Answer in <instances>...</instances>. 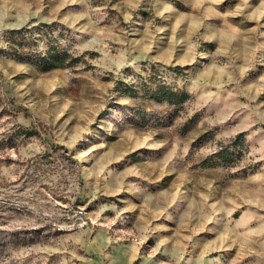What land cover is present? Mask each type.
Instances as JSON below:
<instances>
[{"label":"rangeland","instance_id":"rangeland-1","mask_svg":"<svg viewBox=\"0 0 264 264\" xmlns=\"http://www.w3.org/2000/svg\"><path fill=\"white\" fill-rule=\"evenodd\" d=\"M0 264H264V0H0Z\"/></svg>","mask_w":264,"mask_h":264},{"label":"trees","instance_id":"trees-1","mask_svg":"<svg viewBox=\"0 0 264 264\" xmlns=\"http://www.w3.org/2000/svg\"><path fill=\"white\" fill-rule=\"evenodd\" d=\"M22 34V31H17L12 34L13 37L19 36ZM39 60L36 61H43V69L44 70H51L54 68L61 67V64L58 62L56 56L54 54H48L46 57L37 58Z\"/></svg>","mask_w":264,"mask_h":264}]
</instances>
